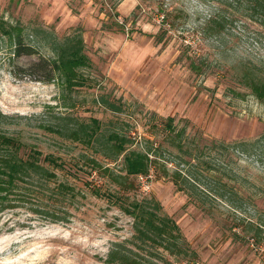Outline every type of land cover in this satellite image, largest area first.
<instances>
[{
    "label": "rangeland",
    "instance_id": "1",
    "mask_svg": "<svg viewBox=\"0 0 264 264\" xmlns=\"http://www.w3.org/2000/svg\"><path fill=\"white\" fill-rule=\"evenodd\" d=\"M219 8L230 16L217 0H0L6 27L19 26L37 49L13 55L0 32V130L63 164L36 185V199L0 212V264H111L116 242L147 264H189V252L192 264H264V143L251 152L215 147L264 131V27L240 18L217 35L205 23ZM74 33L89 62L83 83L67 89L55 75L39 79L31 62L53 58L49 42ZM92 118L101 135L91 143L49 129ZM111 131L158 161L125 190L90 162L124 173L122 154L110 155ZM187 166L195 191L168 175ZM60 182L71 189L58 191ZM151 199L176 222L187 253L133 244L124 205Z\"/></svg>",
    "mask_w": 264,
    "mask_h": 264
},
{
    "label": "trees",
    "instance_id": "2",
    "mask_svg": "<svg viewBox=\"0 0 264 264\" xmlns=\"http://www.w3.org/2000/svg\"><path fill=\"white\" fill-rule=\"evenodd\" d=\"M221 6L230 10V16L224 14V9L219 8L218 12L211 15L205 23L209 30H213L215 34H229L230 31L224 33L223 29L227 25L231 26L236 19H245L261 27H264V0H217ZM21 28L19 26L6 27V22L0 18V32L6 34L10 43L13 45V55L35 54L37 49L33 44H26L21 38ZM232 33V32H231ZM82 37L79 33L67 34L62 38H54L49 42L51 50L54 52L53 58H45L40 56L38 60L31 62L29 68L33 73H37V77L43 80L53 79L52 75L62 83L67 89H73L75 86L83 83V74L80 67L88 65V57L83 52ZM32 75L31 72H29ZM258 90L264 92V83L258 86ZM264 95V93H262ZM100 103L106 104L110 109L119 111L121 106L114 101H110L103 96L98 98ZM0 116H5L0 112ZM171 117L166 119V127L171 129ZM49 129L57 131L72 139L81 142L91 143L98 139L101 135L99 122L96 118H92L90 122L77 121L75 126L69 127L56 126ZM169 131V130H168ZM106 141L111 150V156L114 157L122 154V169L124 173H114L113 170L102 165L95 158L90 159L93 168L103 171L111 177L121 189L133 187L130 176L145 174L149 171L150 166L157 163L155 155L148 154L150 148L146 151L129 149V138L117 131H111L106 137ZM264 143V131L254 138L246 140H236L232 143L216 142L215 147L223 150L228 145L240 151L251 152L259 142ZM183 149L181 144H177ZM250 149V150H249ZM41 152L24 143L19 137L8 134L0 130V212L8 207H15L28 203L34 194L36 199L38 195L34 192L37 184L43 186L57 176L55 166H63L57 156L46 154L41 158ZM188 163L187 160H183ZM46 162V164H44ZM187 172L183 173L181 169L176 168L170 174V178L177 184L179 189L193 190L195 186L189 178V174L193 173L189 166ZM193 179V178H192ZM58 191H67L71 187L63 182L56 186ZM123 202V201H121ZM37 205V204H36ZM125 211L132 218V226L134 229V237L137 239L133 244L137 247L145 243H151L156 247H162L171 254L181 255L187 253V249L183 248L181 242L182 237L176 222L168 215L159 212L161 205L155 200H132L126 203ZM35 208L40 213H48V210ZM139 240V241H138ZM139 242V244L137 243ZM184 253V254H185ZM187 262L192 264L195 262V255L189 252ZM183 257V256H182ZM185 258V257H184ZM106 261L111 264H147L145 260L132 248H126L123 244L116 242L109 250ZM156 264V263H154Z\"/></svg>",
    "mask_w": 264,
    "mask_h": 264
},
{
    "label": "built area",
    "instance_id": "3",
    "mask_svg": "<svg viewBox=\"0 0 264 264\" xmlns=\"http://www.w3.org/2000/svg\"><path fill=\"white\" fill-rule=\"evenodd\" d=\"M139 177H142L141 174L139 175Z\"/></svg>",
    "mask_w": 264,
    "mask_h": 264
}]
</instances>
